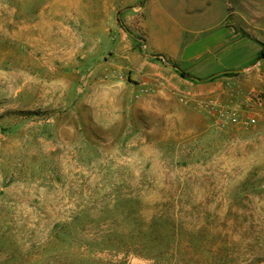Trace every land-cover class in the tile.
<instances>
[{
    "label": "rangeland",
    "instance_id": "1",
    "mask_svg": "<svg viewBox=\"0 0 264 264\" xmlns=\"http://www.w3.org/2000/svg\"><path fill=\"white\" fill-rule=\"evenodd\" d=\"M0 264H264V0H0Z\"/></svg>",
    "mask_w": 264,
    "mask_h": 264
},
{
    "label": "crops",
    "instance_id": "2",
    "mask_svg": "<svg viewBox=\"0 0 264 264\" xmlns=\"http://www.w3.org/2000/svg\"><path fill=\"white\" fill-rule=\"evenodd\" d=\"M208 45H209V44H208ZM208 45L205 46L206 49L209 47ZM198 46H199V48L197 49L198 51L195 52V53H193V54H188L187 56H185V55H183V56L178 55V56H175V57H178V59L181 60V62H189V61H192L193 59L199 58V57L203 54V52H204V48H203V47H200V46H203L202 44H199ZM242 63H243V62H241V63H239V64H242ZM236 65H238V64H236ZM236 65H234V67H235ZM221 66H222V65H221ZM230 69H231V68H226V67H225V70H230Z\"/></svg>",
    "mask_w": 264,
    "mask_h": 264
}]
</instances>
